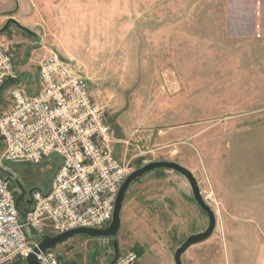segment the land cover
Wrapping results in <instances>:
<instances>
[{
  "label": "rangeland",
  "instance_id": "374dc122",
  "mask_svg": "<svg viewBox=\"0 0 264 264\" xmlns=\"http://www.w3.org/2000/svg\"><path fill=\"white\" fill-rule=\"evenodd\" d=\"M9 4L15 21L0 27L9 30L0 34L3 48L32 77L51 53L82 75L105 106L117 158L131 159L134 169L175 161L195 175L217 224L181 264H264V36L263 24L250 20L254 5L260 16L262 0ZM1 98L5 112L12 100L6 92ZM4 149L0 139V159ZM0 165L23 186L26 201L30 191L47 189L59 159ZM193 201L181 175L162 169L143 175L122 202L118 255L132 250L137 264H174L176 247L207 225ZM53 251L64 264H107L115 253L112 239L83 236Z\"/></svg>",
  "mask_w": 264,
  "mask_h": 264
},
{
  "label": "built area",
  "instance_id": "2783aa9c",
  "mask_svg": "<svg viewBox=\"0 0 264 264\" xmlns=\"http://www.w3.org/2000/svg\"><path fill=\"white\" fill-rule=\"evenodd\" d=\"M0 42V87L18 78L12 55ZM36 93L8 88L12 105L0 113V160L32 164L56 157L47 189H35L24 202L21 218L15 205L19 190L0 173V264L24 261L37 243L34 235H55L78 227L105 228L121 183L134 168L131 159L114 155L112 128L103 103L88 91L86 79L57 53L41 58ZM25 199V198H24ZM21 208V207H20ZM107 227V226H106ZM40 264H63L53 250L35 254ZM131 250L113 264H137Z\"/></svg>",
  "mask_w": 264,
  "mask_h": 264
},
{
  "label": "water",
  "instance_id": "95a60500",
  "mask_svg": "<svg viewBox=\"0 0 264 264\" xmlns=\"http://www.w3.org/2000/svg\"><path fill=\"white\" fill-rule=\"evenodd\" d=\"M169 170L173 171L181 177H183L190 188L193 202L196 203V205L199 207V209L205 214L207 218V225L204 230L198 231L196 233L190 234L188 237H186L178 247L173 251V263L174 264H181V258L182 255L188 250L189 247H193V245L202 243L209 239L213 232L215 231L217 219L215 211L210 207V205L204 201L199 183L194 177L195 175L186 167L179 165V163H176L175 161L170 160H157V161H151L148 163H145L143 165L138 166L136 169L132 171L128 177L124 179V181L121 183L118 191L114 204L113 205V212H112V218L110 223L107 225V227L99 229V228H91V227H78L74 229H70L63 233H58L55 235H34L30 232L29 229H26V234L28 238L31 241H34L37 243L36 247L33 249V253H29L25 256L24 262L25 264H40L37 260L36 253L40 252H46L53 250L56 245L67 241L68 239L75 237V236H87L89 238H110L113 240V247H114V257L108 264H113L115 260L118 257V250H117V243L115 241V237L117 235V232L120 228V211L122 202L124 199V196L130 187L132 183L137 181L139 178H141L143 175L153 172L155 170ZM0 173L5 175L6 177L10 178L15 186L18 188L19 193L15 198V205L19 212V215L21 218L24 217V211L20 209L19 204L24 201L25 198V189L20 184V182L14 177L13 173L10 172L7 168L0 165ZM31 192V191H30ZM29 203V202H28ZM91 264H94L93 261H91Z\"/></svg>",
  "mask_w": 264,
  "mask_h": 264
},
{
  "label": "crops",
  "instance_id": "0c3cea01",
  "mask_svg": "<svg viewBox=\"0 0 264 264\" xmlns=\"http://www.w3.org/2000/svg\"><path fill=\"white\" fill-rule=\"evenodd\" d=\"M9 1L10 0H0V27L8 19L10 21L9 20L7 21L6 26H7L8 22L10 23L11 21H15L14 20V11H12V6H10ZM252 1H255L256 2V0H252ZM230 8H231V16H230V19H231L232 22H235V19H239L238 18V15L235 16L236 15L235 13L237 12L236 7H235L234 4H232L230 6ZM256 9H257V6L256 5H254V7L252 6V9H251V18L252 19H250V20H252V22H253V25L252 26H254V27L256 25L263 24L262 25V31H263L262 32V37H263L264 36V29H263L264 28V0H262V4L260 5V10H261V12H259V13H261L260 16L258 15V13L255 12ZM16 23H17V21H16ZM5 27L3 29H6ZM20 27L26 33H30L31 34V31H29L25 27H22V26H20ZM3 29H1L0 31H3ZM7 30H5L4 32H2V34H1L2 37L3 36L6 37L5 35H7V32L9 31V30L8 31ZM255 32H256V29H255ZM16 59L17 58L14 57L12 60L14 61L15 67H16V69L18 71V78L15 81L8 82L6 84V86H4L3 88H0V102L2 100L1 97H3V95L5 94V92L6 93L8 92V88L11 87L12 85L13 86L21 87L28 94L36 93L38 91V89H39V85L37 84L38 83V78H37L38 77V72H36V74L32 77L29 73H27V71H29L28 65L26 63H24L23 65H21L22 63H20V65H19V63H16L15 62Z\"/></svg>",
  "mask_w": 264,
  "mask_h": 264
},
{
  "label": "trees",
  "instance_id": "16d2710c",
  "mask_svg": "<svg viewBox=\"0 0 264 264\" xmlns=\"http://www.w3.org/2000/svg\"><path fill=\"white\" fill-rule=\"evenodd\" d=\"M5 30H7V28L5 29ZM5 30H3V31H0V34H2V32H4ZM15 81V80H14ZM0 88H3V87H0ZM155 171H159V170H155ZM5 176V175H4ZM6 177V176H5ZM8 178V177H7ZM14 185V184H13ZM19 206L21 207L20 209H22V210H24V211H26L28 208H29V203H28V201L27 202H24V203H20L19 204ZM83 237H87V236H83ZM137 256H139V255H137ZM15 259H17L18 261L16 262L17 264H25V262L23 261V260H21L20 258H15ZM64 264V263H63Z\"/></svg>",
  "mask_w": 264,
  "mask_h": 264
}]
</instances>
